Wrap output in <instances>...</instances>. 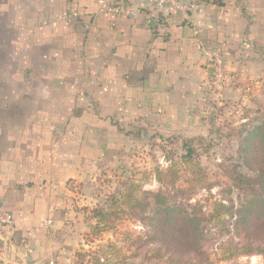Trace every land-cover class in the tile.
<instances>
[{"label": "crops", "instance_id": "crops-1", "mask_svg": "<svg viewBox=\"0 0 264 264\" xmlns=\"http://www.w3.org/2000/svg\"><path fill=\"white\" fill-rule=\"evenodd\" d=\"M129 1L136 17L98 0H0V200L13 216L0 264L50 260L118 124L174 131L199 113L207 49L227 45L238 80L225 90L264 91V0H199L187 12Z\"/></svg>", "mask_w": 264, "mask_h": 264}, {"label": "rangeland", "instance_id": "rangeland-1", "mask_svg": "<svg viewBox=\"0 0 264 264\" xmlns=\"http://www.w3.org/2000/svg\"><path fill=\"white\" fill-rule=\"evenodd\" d=\"M224 87L230 86L212 85L207 90V102L195 105L199 113H193L191 119L182 115L176 118L174 131L154 123L143 124L142 120L124 128L118 124L119 130L108 134L110 150L106 143L97 146L103 160L89 168V177L78 188V213L62 230L55 231L60 247L45 264H93L94 255L108 264H143L132 243L144 231L135 216L120 212L107 231L93 228L98 220L93 217L94 208L127 207L114 203L113 195L119 199L123 193L141 197L163 189L177 200L191 196V202H200L207 213L218 201L239 206L249 193L237 187L233 177L239 173L254 175L240 153V139L264 119V95L241 94ZM185 143L195 149L194 162L181 159L186 153ZM227 238L219 237L220 242L214 243L212 258L216 264H264L260 255L225 259L215 248Z\"/></svg>", "mask_w": 264, "mask_h": 264}, {"label": "trees", "instance_id": "trees-1", "mask_svg": "<svg viewBox=\"0 0 264 264\" xmlns=\"http://www.w3.org/2000/svg\"><path fill=\"white\" fill-rule=\"evenodd\" d=\"M186 144L181 159L185 163L194 162L195 149ZM239 148L248 169L254 173L233 177L236 186L249 193L239 206L218 201L207 213L200 202H191V196L177 200L176 195L172 197L163 189L143 193L141 197L123 193L120 199L115 195L112 199L114 203L126 204L125 209L121 207L125 205L118 209L114 206L93 209V217L98 219L93 228L107 231L120 212L135 216L144 231L132 243L143 264H216L212 248L216 241L220 242L219 237L225 236L228 238L215 248L225 259L254 255L264 259V119L245 131ZM94 256L93 264H108L99 255Z\"/></svg>", "mask_w": 264, "mask_h": 264}, {"label": "built area", "instance_id": "built-area-1", "mask_svg": "<svg viewBox=\"0 0 264 264\" xmlns=\"http://www.w3.org/2000/svg\"><path fill=\"white\" fill-rule=\"evenodd\" d=\"M157 10L171 8L179 12L195 11L198 9L199 0H149ZM100 11L125 17H136L138 8L129 0H98ZM76 16L77 13L71 14ZM71 15H67L70 17ZM198 34V32L196 31ZM228 48L225 42L206 50L207 62L210 65L209 84L231 86L237 80V74L228 68L226 52ZM48 221L47 224H51ZM13 225V216L7 211L0 200V233L7 232Z\"/></svg>", "mask_w": 264, "mask_h": 264}]
</instances>
